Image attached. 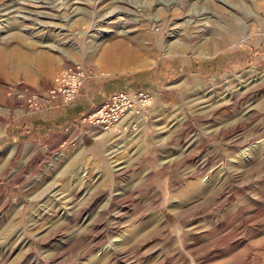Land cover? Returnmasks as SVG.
<instances>
[{
	"label": "rangeland",
	"instance_id": "obj_1",
	"mask_svg": "<svg viewBox=\"0 0 264 264\" xmlns=\"http://www.w3.org/2000/svg\"><path fill=\"white\" fill-rule=\"evenodd\" d=\"M20 1L33 23L0 17V264H264V0H124L106 6L126 14L105 22L93 0L68 22L51 15L71 0ZM203 8L214 16L198 39L184 15ZM156 20L164 46L179 43L169 35L179 24L182 48L151 49ZM221 31L236 37L217 47ZM125 36L145 49L110 72L103 49ZM73 61L92 70L90 88L152 90L134 130L82 123L103 99L75 122L85 134L39 126L51 111L12 96L21 83L45 92ZM102 176L111 200L108 188L93 199ZM203 177L209 193L170 208Z\"/></svg>",
	"mask_w": 264,
	"mask_h": 264
},
{
	"label": "bare ground",
	"instance_id": "obj_2",
	"mask_svg": "<svg viewBox=\"0 0 264 264\" xmlns=\"http://www.w3.org/2000/svg\"><path fill=\"white\" fill-rule=\"evenodd\" d=\"M93 1H94L93 2V6L95 8H98V12L100 14V18H101V20L103 22L109 21L114 16L119 21V19H121V18H119L117 16L126 14L124 11L122 12L120 10V8L117 9L116 7H114L113 9H108V7L106 6L109 3H117V4L118 3H122L124 0H93ZM65 2L66 3H65V5H64V7L62 9L64 10V14L66 13V15H61V14H59V12H57L59 10H56L57 13L51 15V18L53 20H55L57 22L58 21L68 22L69 19H70L69 18L70 16H68V15H71V16L74 17V15H72V14L74 12L78 11L77 9L79 8L78 7L79 5L81 6V4H83V2L81 0H71V1H65ZM25 5L26 4L22 3L20 0H10V2L8 4H6V3L5 4H1L0 5V17L1 16H6L7 17L8 15L11 14L10 17L15 16V17H18L21 20H23V22L25 21L27 23L28 22L29 23H33L34 20H36V19H34V16H36V12L33 11V9H31V8L28 9V7H25ZM138 6H141V5L138 4L136 6V9H137ZM33 7H35V6L33 5ZM80 8H79V10H80ZM21 12L24 13V15H20ZM135 12H136V10H135ZM213 16H214L213 13H211L210 11L206 10L205 8H203V9H199V11H197V14L195 12L186 13V15H184V17H186L184 22H185V25H189V26H191V23H194L195 26L197 27V29L195 31V33H196L195 37L198 38V39H205L203 35H205L204 33H205L206 29H207V25H206V23H202L201 20L207 19V18H211ZM45 17H48V16H45ZM196 19H197V21H196ZM6 20H7V18L6 19H1L0 21H2V23H3V22H6ZM119 23H121V22H119ZM174 24H176V23H173V25ZM154 26L157 27L155 35L153 36L152 32H150L151 36H148L150 38V40H151V49H153V50H162V51H167V50L171 51V49H173L172 48L173 46H175V47L178 46V47L182 48V45L184 44V41H183V34L184 33L181 32V30L178 29L179 28V24H176L174 28H171L172 30H170V33H169L171 38L175 39L174 42L176 41V42H179V43L177 45H175V44L173 45L172 43L168 42L165 45L166 49H164L165 46L163 45V42H165V39H163V32L166 30L164 22L162 21V22L159 23V20H156V23H155ZM125 32H127V30ZM206 33L209 35V30ZM235 37H236L235 34L234 35L225 34L224 31L211 34V39H212L213 43L217 47L222 46L225 42H227L229 40L233 41L235 39ZM129 41H130V37L129 36H125L123 39H118V40L116 39V41H114L113 43L107 45L103 49V52L101 54V57H102L101 59L103 61V64L106 67L107 66L111 67V68H109L110 72L111 71L112 72H117V71H122V70H128L129 66H131L132 63L135 62L137 53L140 52L141 50L145 49V48L142 49V47L140 45H137V47H136L137 49L135 47H131V46H129L127 44ZM205 44H207V43H205ZM74 62L75 61L70 62L69 64H67L65 66H68V65H70V64H72ZM79 63H81V62H79ZM64 67H62V68H64ZM58 70H60V69H58ZM52 78H53V76H52ZM51 82H52V79H51ZM51 82H50V85H51ZM50 85H49V87H50ZM15 90H12V92H11L12 96L13 97H17L20 101L23 102V99L21 97H18V96L15 95ZM47 90L45 92L38 91L37 93L45 94L47 92ZM34 91H37V90H34ZM250 146H255V143H252ZM250 146L242 149L241 152L243 154L246 153V151L250 148ZM188 150H189V148H187V151ZM199 170H203V168H197L196 169V171H199ZM194 176H196V174H194ZM107 179H108V177H105V176L101 177V179L99 180V187L101 189H99V192H97V194L93 197V199L94 198L96 199V198H99V197L103 196L105 188H108V192H109L108 200H111L110 199L111 198V194L110 193H111V189H112V183H107L108 182ZM208 181H209L208 177H206V178L203 177V181L202 182L193 181V182L187 183L186 189H184V192H182V193H180L178 195V199L179 200H178L177 204H175V203L173 204V203L170 202V208L172 209V207L173 208L176 207L175 209H178L179 207H181L180 205H182V206L186 205L185 203H187V202L189 203L196 196L204 195L206 193H209L208 192L209 191V187L205 186V183H208ZM163 203L164 202H162L161 204H163ZM151 220L150 221L147 220V221H149L150 224H151ZM145 228H146V226H145Z\"/></svg>",
	"mask_w": 264,
	"mask_h": 264
},
{
	"label": "built area",
	"instance_id": "obj_3",
	"mask_svg": "<svg viewBox=\"0 0 264 264\" xmlns=\"http://www.w3.org/2000/svg\"><path fill=\"white\" fill-rule=\"evenodd\" d=\"M92 76V70L79 62H74L56 71L45 94H39L23 83L15 90V95L23 99L30 112H40L70 105L81 87ZM154 94L148 88H126L116 91L93 106V109L81 118L93 131H106L123 135L135 129V119L153 105Z\"/></svg>",
	"mask_w": 264,
	"mask_h": 264
},
{
	"label": "crops",
	"instance_id": "obj_4",
	"mask_svg": "<svg viewBox=\"0 0 264 264\" xmlns=\"http://www.w3.org/2000/svg\"><path fill=\"white\" fill-rule=\"evenodd\" d=\"M92 83L93 82H90V80H88L79 90V94L75 102L70 105L54 109L48 114L49 116L46 121L41 119L45 114L39 116L36 119L38 125L40 123L47 122L48 126H50L51 128H59L60 126H66V129H69L71 134H74V132H76L77 130L80 132V134H85L86 132L80 127V125L75 124V122L79 120L80 116L89 106L90 103H97L102 99L108 97L112 93L116 92L110 91L111 93L108 94L105 87L102 86L100 89L98 86L90 88V85H92ZM71 136L72 135H70V137Z\"/></svg>",
	"mask_w": 264,
	"mask_h": 264
}]
</instances>
